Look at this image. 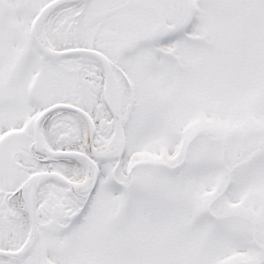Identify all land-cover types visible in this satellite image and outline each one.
<instances>
[{
    "label": "snow or ice",
    "instance_id": "obj_1",
    "mask_svg": "<svg viewBox=\"0 0 264 264\" xmlns=\"http://www.w3.org/2000/svg\"><path fill=\"white\" fill-rule=\"evenodd\" d=\"M0 264H264V0H0Z\"/></svg>",
    "mask_w": 264,
    "mask_h": 264
}]
</instances>
